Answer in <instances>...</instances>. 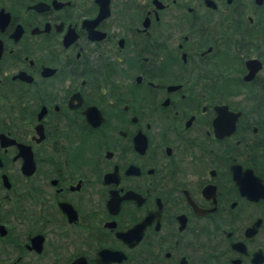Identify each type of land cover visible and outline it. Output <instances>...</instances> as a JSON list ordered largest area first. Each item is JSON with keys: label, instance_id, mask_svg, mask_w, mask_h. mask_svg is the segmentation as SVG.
<instances>
[{"label": "flooded vegetation", "instance_id": "obj_1", "mask_svg": "<svg viewBox=\"0 0 264 264\" xmlns=\"http://www.w3.org/2000/svg\"><path fill=\"white\" fill-rule=\"evenodd\" d=\"M0 264H264V0H0Z\"/></svg>", "mask_w": 264, "mask_h": 264}, {"label": "water", "instance_id": "obj_2", "mask_svg": "<svg viewBox=\"0 0 264 264\" xmlns=\"http://www.w3.org/2000/svg\"><path fill=\"white\" fill-rule=\"evenodd\" d=\"M247 66L249 68V74H247V76H250L251 72L257 70L260 66V63L258 62V60L256 59H250L247 61ZM217 109L219 110V115H217L216 118H224L226 116V114L230 113V111H227V109L225 108V106H217ZM226 113V114H225ZM215 124H222L224 125V123H219V122H216Z\"/></svg>", "mask_w": 264, "mask_h": 264}, {"label": "rangeland", "instance_id": "obj_3", "mask_svg": "<svg viewBox=\"0 0 264 264\" xmlns=\"http://www.w3.org/2000/svg\"><path fill=\"white\" fill-rule=\"evenodd\" d=\"M235 63H236V62L233 61V60H232V61H229V60H228L227 63H226V66H225V64H223V67H222V68H223V69H229L232 65L234 66ZM220 66H221V63H220ZM233 66H232V67H233Z\"/></svg>", "mask_w": 264, "mask_h": 264}]
</instances>
